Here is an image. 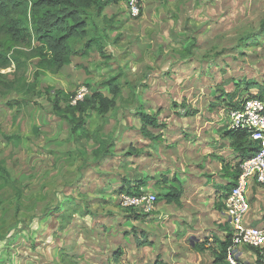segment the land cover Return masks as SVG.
I'll return each instance as SVG.
<instances>
[{
    "label": "rangeland",
    "instance_id": "obj_1",
    "mask_svg": "<svg viewBox=\"0 0 264 264\" xmlns=\"http://www.w3.org/2000/svg\"><path fill=\"white\" fill-rule=\"evenodd\" d=\"M96 24L107 35V63L90 49L62 72L34 82L31 51L23 46L25 67L0 70V105L6 107L0 113V161L20 188L18 201L16 191L0 194V264L179 263L175 249L155 248L152 223L162 228V238L172 230L159 213L164 201L156 200L149 213L124 208L119 197L126 193L113 191L117 181L147 180L139 193L158 199L161 188L150 183L151 171L181 189L186 175L170 159L180 153L183 132L202 121L199 114H219L221 108L213 107L218 90L238 102L258 95L264 85V0H142L136 18L120 0L105 7ZM83 46L84 41L74 43L77 51ZM109 78L119 80L122 94L104 116L86 111L91 138L74 134L52 115L47 87L67 94L86 87L87 96L96 91L111 99L102 86ZM140 108L162 125L148 129L155 139L141 135L135 115ZM95 137L111 143L108 163L94 155ZM248 192L250 211L253 200L263 208L264 191ZM203 216L197 222L210 228L212 218ZM218 220L227 219L218 213ZM197 236L187 240L197 244ZM135 237L150 245L137 246ZM239 251L240 264L256 263L251 249Z\"/></svg>",
    "mask_w": 264,
    "mask_h": 264
},
{
    "label": "trees",
    "instance_id": "obj_2",
    "mask_svg": "<svg viewBox=\"0 0 264 264\" xmlns=\"http://www.w3.org/2000/svg\"><path fill=\"white\" fill-rule=\"evenodd\" d=\"M119 1L0 0V70L7 69L11 65L14 66V71L25 67L21 59L25 55V52L21 51L23 46H27L30 49V59H35L36 61L34 79H36L39 70H45L50 74H57L63 71L71 64L73 57L78 54L85 55L90 49H95L99 57L107 63L111 59L103 51L104 40H107V35L104 34L103 30H100L96 24V19L102 16V11L105 7L117 4ZM262 29H264V24L262 25ZM77 41H84L81 52L74 48V43ZM6 53L10 54L6 55ZM239 85L240 83H237L238 87ZM102 86L108 87L113 98H107L102 93L94 91L90 96H86L83 101L77 102L75 105L69 104L70 97L74 94H67L62 90L47 87L45 91L48 93L47 100L51 105L52 115L61 121H65L74 134L79 132L80 136L91 138L92 134L86 130V111L92 109L98 115L104 116L111 109L115 108V101L122 94V87L116 78L107 79ZM258 89L259 93L257 97L264 100V85L259 86ZM221 93L222 96L226 97L225 104H227L229 109L237 107L244 100L233 102L232 98H230L232 96H228L229 94H225L224 92ZM219 100L221 101L222 98L220 97ZM187 114L189 113L187 112ZM135 115L141 123V135L148 139H155L148 130L162 128V125L157 122L155 116L146 114L142 108L136 109ZM225 136L230 139L231 146L238 153L240 159L235 166L233 174H229L233 179H236L241 162L254 155L258 147L255 142L249 139L248 134L244 131L232 129L227 131ZM94 141L98 143L94 155L99 159L106 158L109 155L111 143L97 137L94 138ZM175 181L178 182L177 179ZM16 184L11 179V175L5 165L0 161V194L4 191H16V201H18L20 199V188L18 189ZM145 184L144 181L136 185L125 183L120 188L119 193L137 195L139 194V189ZM155 184L161 185L163 189L166 179L162 178ZM180 196L181 189L170 188L166 194L157 195L158 199L156 200L180 205ZM135 240L139 247L150 245V242L144 240L142 237H135ZM216 243L219 249L210 248L209 240L197 244L196 249L199 252L212 249V264H228L226 262V253L228 247L231 245L228 227L225 240H216ZM256 258V263H258L260 256ZM154 264L166 263L157 260Z\"/></svg>",
    "mask_w": 264,
    "mask_h": 264
},
{
    "label": "crops",
    "instance_id": "obj_3",
    "mask_svg": "<svg viewBox=\"0 0 264 264\" xmlns=\"http://www.w3.org/2000/svg\"><path fill=\"white\" fill-rule=\"evenodd\" d=\"M33 61V68L35 69V72L36 61L35 59ZM34 72L32 74L34 82L39 80V78L45 77V75H50V73L45 70H39L37 72L38 75L36 76V79H34ZM218 93H220L218 96V105L213 107L221 108L219 110L220 112H218L219 114H217L215 110L210 113L203 114L202 118L201 114H199L197 120L201 121L202 119V121L200 123L195 121L194 125L190 126L183 132L182 140H180L176 146V148L180 150V153L174 157V160L170 159L171 161L179 162L181 164L182 173L186 175V179L183 180L181 188L180 205L182 207L179 208L176 207L177 205L174 203L168 204L164 202L166 206L159 208V213H163V215H165V221L171 222L172 230L170 231L169 237L162 238V228L157 230L156 227H159L152 221V229H154L153 231L156 237H158L154 239L156 245L155 248H160L164 244L171 250V252L175 249L176 252H173V254L180 256V262L173 264H212V249H219L216 240L223 241L227 235V220L225 222L222 220L221 224L218 220V213L221 217L223 216V218L226 216L222 200L224 198V193L230 190L229 187L232 186L235 181V179H233L229 174H233L235 166L238 164L240 159L238 157V153L231 146L230 139L225 136V133L229 131L228 119L225 116V108L228 106L225 104L226 97L222 96L220 90H218ZM220 97L222 98L221 101L219 100ZM50 106L51 105H49V108H51ZM5 112L6 107L0 105V113L4 114ZM223 116L224 118H221ZM63 122L66 124L65 121ZM111 152H113V150ZM109 157L112 156L109 155L103 159L104 163H108L105 161ZM159 175H162L164 178L166 177L163 173L157 174L156 172L153 173L150 171V174H148V177H150V183H154L153 186L155 185L156 187L161 188V191L159 190L160 192L157 193L158 195L166 194L170 188L180 190V187L177 185H175V187L169 186V180L167 179L163 189L161 185H156L155 183L162 179L159 178ZM142 181L146 183L147 180L135 179L133 180V183H130V185H136ZM105 185L109 187L107 184ZM124 185V182L117 181V188H113V191L119 192L120 188ZM259 186L261 185H257L255 182H252L250 183L248 191H251L252 193L254 192L253 195L258 196L260 191H264L262 187ZM248 191L247 196L249 194ZM257 203L259 202H256L255 204L253 200L252 206L254 209L249 212L246 218L247 224L255 227H259L264 223V206L258 210ZM205 208L207 210L203 212V209ZM205 214H208V217L212 218L209 222V225H211L210 228H207L208 225L204 226L203 223L197 222V217L202 216L203 218V215ZM178 233H183L184 235L181 236V238L178 236L176 237ZM193 234L198 235L197 237H201L197 238L199 240L197 244L205 240H209V246L212 249L199 252L196 249L197 244L192 242L189 243V240H187ZM182 243L191 246V251L181 248ZM184 246L185 245H183V247ZM252 255L254 256L255 254L253 253ZM243 257L244 254L240 252V257L238 258L239 264L242 262L241 259ZM254 257L256 258V256Z\"/></svg>",
    "mask_w": 264,
    "mask_h": 264
},
{
    "label": "built area",
    "instance_id": "obj_4",
    "mask_svg": "<svg viewBox=\"0 0 264 264\" xmlns=\"http://www.w3.org/2000/svg\"><path fill=\"white\" fill-rule=\"evenodd\" d=\"M130 17L136 18L142 10V0H122ZM87 88L81 87L70 97V105L83 101L87 96ZM229 130L244 131L251 141L257 144V151L244 159L239 166V174L231 189L224 195L222 203L227 216L231 245L227 249L226 262L238 264L240 248L251 249L260 256L258 263L264 264V223L250 226L246 218L250 212L247 191L250 183L264 185V100L253 95L244 99L235 108L226 110ZM121 206L124 208H138L149 213L156 202L152 194L139 193L137 195L121 194ZM256 256V257H257Z\"/></svg>",
    "mask_w": 264,
    "mask_h": 264
}]
</instances>
